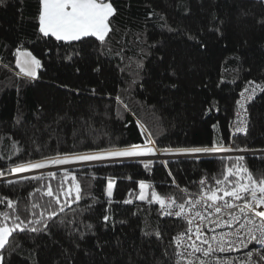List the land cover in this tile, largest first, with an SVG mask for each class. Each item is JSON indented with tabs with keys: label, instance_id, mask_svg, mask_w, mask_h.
I'll use <instances>...</instances> for the list:
<instances>
[{
	"label": "trees",
	"instance_id": "trees-1",
	"mask_svg": "<svg viewBox=\"0 0 264 264\" xmlns=\"http://www.w3.org/2000/svg\"><path fill=\"white\" fill-rule=\"evenodd\" d=\"M110 2L116 11L103 45L94 37L67 44L41 36L39 0L0 3L4 176L28 161L143 144L148 137L157 149L215 141L233 149L264 150V91L242 101L244 109L237 105L246 87L264 86V0ZM17 50L40 60L35 78L20 73ZM238 112L246 115V133L235 131ZM242 156L255 178L264 177V154ZM226 157L237 156L142 160L151 161L148 169L141 160L72 167L68 171L83 198L63 212L64 196L61 205L49 207L51 198L35 189L51 184L59 191L64 172L53 171L55 179L48 172L0 177V197L15 202L21 219L57 213L46 228L32 225L41 231L14 233L0 250L3 264H175L173 238L184 223L163 215L160 205L138 200L139 181L183 200L200 192L201 179L207 181L205 190L215 186L214 178L222 179L224 166L232 162ZM40 175L45 179H24ZM108 180L114 181L111 203ZM70 185L71 178L63 188ZM33 203L40 207L29 210ZM0 212L9 213L11 226L13 211L6 201Z\"/></svg>",
	"mask_w": 264,
	"mask_h": 264
},
{
	"label": "snow or ice",
	"instance_id": "snow-or-ice-1",
	"mask_svg": "<svg viewBox=\"0 0 264 264\" xmlns=\"http://www.w3.org/2000/svg\"><path fill=\"white\" fill-rule=\"evenodd\" d=\"M3 0H0L2 3ZM115 8L110 0H39L38 12V31L43 37L54 38L58 42L72 44L73 42L83 41L86 38L94 37L101 45L105 44L106 37L112 31L111 17L115 15ZM16 65L20 69V73L29 78L36 77V70L41 67V62L31 52L17 50ZM253 81H248V85H253ZM264 91V86L255 84L251 91L246 87L241 92V100H237V105L240 109H244V102L251 101L257 90ZM245 93H248L245 95ZM240 116V113H237ZM235 131L238 133H246V121L241 119L236 126ZM159 151L162 155H196V154H210L216 152H231V151H245V149L226 147L223 143L213 142L211 146H194L177 149H161L155 147L153 140L148 137L143 144H132L126 147H114L110 150H100L96 152L87 153H73L58 155L54 158H48L38 161H28L19 164L10 169L12 174L22 173L30 170L45 169L52 165H66L76 162H91V161H104L113 158L125 157H145L155 156ZM230 165L226 164L222 172L221 178H214L215 186L205 190L204 185L207 183L205 179H201L199 184L201 189L199 194L195 195L194 199L183 200L177 202L173 196H163L155 189L150 193L149 188L151 185L145 181H139V195L137 199L140 201H147L149 203H158L160 205L163 215L182 217L186 220L189 227L184 233L178 234L173 238V242L178 249L176 264H193L192 257L196 253L202 254L207 258L213 256L214 252H228L235 251L239 248H248L249 244L253 242L264 248V177L259 179L255 178L250 169L243 163L244 156H237L232 160ZM143 167L148 169L151 161H141ZM167 166V162H163ZM5 173L0 172V177ZM171 175V173H169ZM47 177L55 179L56 173L49 171ZM234 177V179H230ZM71 178V185L63 188L64 182ZM24 179H32L42 181L45 179L43 175L24 177ZM8 184L14 181H7ZM175 184V180L172 181ZM61 189L54 190L51 184L46 187L36 188V192H41L42 195L50 199L49 207L54 202L56 205H61L60 197L66 198V203L59 208L63 212L64 207L71 205L73 202H79L83 198L81 185L77 178L69 171L65 170L63 173V180L61 181ZM114 182L111 180L107 184L106 195L111 197L113 195ZM182 192H187V189H181ZM74 194V200L72 196ZM30 196L32 193L29 194ZM227 198V199H226ZM9 209H12L13 223L11 226L7 223L9 220L8 212H0V250L6 248L9 244L10 238L13 237L17 231L23 232L29 230L38 232L42 229L37 228V223H44L47 227V221L52 220L56 216V211H51L47 215L44 212L40 213V219L25 221L19 215H16L15 202L0 197V204L5 203ZM239 202V203H238ZM125 204L132 203L131 200H125ZM175 206L176 211H172ZM40 207L39 204L33 203L31 209ZM224 217H227L225 219ZM104 221H108L109 217L105 215ZM199 223H196V221ZM214 225L211 231L216 228L227 227L232 228L234 224H238L235 231L222 232L218 235H213L211 238L205 236L203 228L208 225ZM193 226L195 231L193 232ZM91 228V225L88 226ZM243 233V235H242ZM187 234L188 240L191 243H184V236ZM159 237V233H156ZM195 236V240H193ZM215 242V247L213 243ZM199 241L200 243H196ZM201 244H207V248H202ZM184 248L185 251L179 249ZM191 249V251H186ZM261 262H264V254L257 253ZM246 260H240L237 264H257L253 260V253H246ZM4 257L0 255V264H3ZM198 264H208L206 259H199ZM216 264H233L232 260L218 259Z\"/></svg>",
	"mask_w": 264,
	"mask_h": 264
},
{
	"label": "built area",
	"instance_id": "built-area-1",
	"mask_svg": "<svg viewBox=\"0 0 264 264\" xmlns=\"http://www.w3.org/2000/svg\"><path fill=\"white\" fill-rule=\"evenodd\" d=\"M249 91H251V87L248 88ZM259 90V89H258ZM257 90V91H258ZM256 91V92H257ZM248 93H245V95H247ZM245 117L246 115L244 113H240V120L243 119L245 121ZM239 120V121H240ZM231 147V146H228ZM232 148V147H231ZM246 154H255V155H260V154H264V150L262 149H258V150H248V151H231V152H216V153H210V154H196V155H181V156H187V157H212V156H242V155H246ZM137 157H131V159L129 160H137L134 159ZM122 160V159H121ZM117 161V160H116ZM120 161V160H119ZM199 193H195V194H191L186 196L183 200H187V199H194L195 195H197ZM175 198V197H173ZM177 200V202H183V200H178L177 198H175ZM227 199V198H226ZM239 203V202H238ZM172 211H176L178 209L175 208V206L173 207V209H171ZM258 210H264V209H258ZM168 216V215H167ZM172 218H177L178 220L182 221L184 223V226L178 230L174 237H176L178 234L180 233H184L185 230L189 227V225L187 224L186 220L182 217H176L174 215L169 216ZM225 219H227V217H224ZM196 223H199V221L197 220ZM238 227V224H234L232 226L231 229L227 228V227H221V228H216L215 231H211L212 228H214V225H208V227L203 228V231L205 233V236L208 238H211L213 235H218L219 233L222 232H231V231H235V229ZM195 231V227L193 226V232ZM243 235V233H242ZM193 240H195V236H193ZM192 241L188 240L187 234L184 236V243H191ZM196 243H200L199 241H196ZM210 243H213V247H215V242H212L210 240ZM202 248H207L208 245L207 244H201L200 245ZM174 248H175V264L177 261V247L176 244L174 243ZM180 251H185V249L182 247L181 249H179ZM186 251H191V249H187ZM247 252H252L253 253V257L252 259L257 261V264H264V262H261L259 259V255H257V253H261L264 254V248H262L260 245L255 244L254 242L252 244H249L248 248H239L235 251H228V252H214L213 256L210 257H203L202 254L200 253H196L194 257H192L193 260V264H198V260L197 257H199V259H206L208 261V264H216V261L218 259H223V260H232L233 264H237L238 261L240 260H246V253Z\"/></svg>",
	"mask_w": 264,
	"mask_h": 264
},
{
	"label": "rangeland",
	"instance_id": "rangeland-1",
	"mask_svg": "<svg viewBox=\"0 0 264 264\" xmlns=\"http://www.w3.org/2000/svg\"><path fill=\"white\" fill-rule=\"evenodd\" d=\"M158 150H161V149H158ZM180 155H162L159 153V151L157 152V155L155 156H145V157H137V158H134V159H137V160H161V161H164L165 159H168V158H174V157H178ZM129 160L131 159V157H125V158H113L111 160H104V161H91V162H76V163H72V164H66V165H52L48 168H45V169H37V170H30V171H26V172H22V173H15V174H10L8 176H4L3 178L4 179H11V178H17V177H22V176H26V175H31V174H38V173H41V172H53V171H58V172H64L65 170L68 171V169H71L72 167H76V166H80V165H83V164H91V163H97V162H108V161H119V160ZM110 180H108L107 184L109 183ZM112 182H114L113 180H111ZM107 188V186H106ZM140 191V189H139ZM152 189L149 188L148 192H149V199L151 198L150 197V193H151ZM139 195V193H138ZM158 204V203H156ZM159 205V204H158ZM148 214V210L144 213V220L146 222V219L147 218V215Z\"/></svg>",
	"mask_w": 264,
	"mask_h": 264
},
{
	"label": "water",
	"instance_id": "water-1",
	"mask_svg": "<svg viewBox=\"0 0 264 264\" xmlns=\"http://www.w3.org/2000/svg\"><path fill=\"white\" fill-rule=\"evenodd\" d=\"M17 60V59H16ZM17 66V65H16ZM178 157H181V155L180 156H178Z\"/></svg>",
	"mask_w": 264,
	"mask_h": 264
}]
</instances>
